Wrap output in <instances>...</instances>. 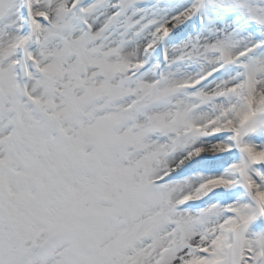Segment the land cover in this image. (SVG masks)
<instances>
[{"label":"snow or ice","instance_id":"snow-or-ice-1","mask_svg":"<svg viewBox=\"0 0 264 264\" xmlns=\"http://www.w3.org/2000/svg\"><path fill=\"white\" fill-rule=\"evenodd\" d=\"M0 264H264V0H0Z\"/></svg>","mask_w":264,"mask_h":264}]
</instances>
